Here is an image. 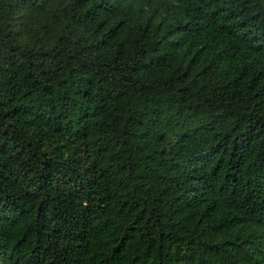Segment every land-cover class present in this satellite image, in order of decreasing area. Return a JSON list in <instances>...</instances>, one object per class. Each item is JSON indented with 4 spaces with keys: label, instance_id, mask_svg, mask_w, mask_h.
Returning <instances> with one entry per match:
<instances>
[{
    "label": "trees",
    "instance_id": "trees-1",
    "mask_svg": "<svg viewBox=\"0 0 264 264\" xmlns=\"http://www.w3.org/2000/svg\"><path fill=\"white\" fill-rule=\"evenodd\" d=\"M0 264H264V0H0Z\"/></svg>",
    "mask_w": 264,
    "mask_h": 264
}]
</instances>
